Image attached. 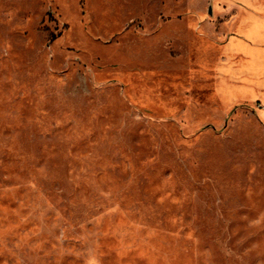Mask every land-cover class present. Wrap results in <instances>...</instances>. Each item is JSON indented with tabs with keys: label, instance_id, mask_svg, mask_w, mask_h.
Masks as SVG:
<instances>
[{
	"label": "rangeland",
	"instance_id": "374dc122",
	"mask_svg": "<svg viewBox=\"0 0 264 264\" xmlns=\"http://www.w3.org/2000/svg\"><path fill=\"white\" fill-rule=\"evenodd\" d=\"M0 264H264V0H0Z\"/></svg>",
	"mask_w": 264,
	"mask_h": 264
}]
</instances>
